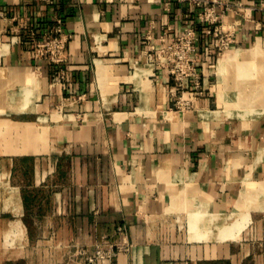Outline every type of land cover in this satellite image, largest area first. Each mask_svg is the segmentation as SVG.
Here are the masks:
<instances>
[{
    "label": "crops",
    "instance_id": "1",
    "mask_svg": "<svg viewBox=\"0 0 264 264\" xmlns=\"http://www.w3.org/2000/svg\"><path fill=\"white\" fill-rule=\"evenodd\" d=\"M221 1L233 40L198 32L178 108L149 44L198 7L0 0V264H83L72 244L101 239L129 244L115 264H264V0ZM58 22L63 61L33 56Z\"/></svg>",
    "mask_w": 264,
    "mask_h": 264
},
{
    "label": "built area",
    "instance_id": "2",
    "mask_svg": "<svg viewBox=\"0 0 264 264\" xmlns=\"http://www.w3.org/2000/svg\"><path fill=\"white\" fill-rule=\"evenodd\" d=\"M177 1L186 3L189 9L198 7L196 21L203 24L202 33L209 36L206 44L210 49L218 54L230 46L233 38L219 27L223 11L230 7L227 2L221 0ZM166 3L168 4V1ZM194 23L195 21L190 19L178 34L170 38L168 35L173 27L167 25L159 35L161 45L149 44L148 55L157 66L163 67L173 81L171 92L175 95V104L178 108L187 107L191 103V99L184 96L186 79L192 77L193 85L196 88L200 85L197 72L199 34ZM66 39V34L62 31L59 22L52 28L44 29L40 37H37L34 30L29 33L33 56L46 57L54 63L63 61ZM58 75V77L64 76L63 73ZM198 92L201 90L197 92L194 90L192 97L194 98L195 93ZM116 232L123 234L125 228L122 225H117ZM72 246L73 248L69 252L70 256L80 259L83 264H115L117 254L129 248L126 241H105L102 239L92 246L76 243H73Z\"/></svg>",
    "mask_w": 264,
    "mask_h": 264
},
{
    "label": "trees",
    "instance_id": "3",
    "mask_svg": "<svg viewBox=\"0 0 264 264\" xmlns=\"http://www.w3.org/2000/svg\"><path fill=\"white\" fill-rule=\"evenodd\" d=\"M194 25H195V27H196V29H197L198 32L202 29V26H203L202 23L197 22V21L194 23ZM32 28H33V30L35 31L37 37H40L41 35L38 36L39 34L37 33L38 31L36 30V29L39 28V25H34ZM43 30H44V29H42L41 32H43Z\"/></svg>",
    "mask_w": 264,
    "mask_h": 264
}]
</instances>
